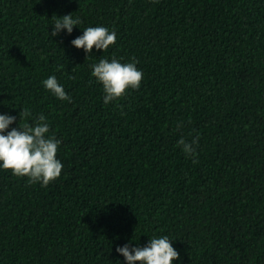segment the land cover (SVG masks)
I'll list each match as a JSON object with an SVG mask.
<instances>
[{
  "label": "trees",
  "instance_id": "obj_1",
  "mask_svg": "<svg viewBox=\"0 0 264 264\" xmlns=\"http://www.w3.org/2000/svg\"><path fill=\"white\" fill-rule=\"evenodd\" d=\"M95 25L115 43L71 45ZM101 55L140 87L105 104ZM0 112L44 114L63 164L47 185L0 169V264H124L116 246L154 234L174 264H264V0H0Z\"/></svg>",
  "mask_w": 264,
  "mask_h": 264
},
{
  "label": "clouds",
  "instance_id": "obj_2",
  "mask_svg": "<svg viewBox=\"0 0 264 264\" xmlns=\"http://www.w3.org/2000/svg\"><path fill=\"white\" fill-rule=\"evenodd\" d=\"M53 15L55 19L50 24L51 37L61 32L71 34L73 26L79 27L81 23L80 18L73 16L72 12ZM116 38L115 30L95 25L84 27L82 34L73 38L70 43L75 48H82L85 53H91L93 46L97 50H106L115 43ZM90 68L91 76L102 84L105 104L120 98L129 88H139L143 78V72L134 60L124 62L115 57L109 59L101 55L97 62L90 64ZM41 83L57 99L71 101L70 94L55 74L47 76ZM21 111L25 116L30 115L27 109ZM18 122L17 116L0 112V169H9L13 175L26 176L30 182L47 185L60 176L63 168L62 161L57 157L61 140L54 133H50L47 117L42 113L31 121L23 124ZM14 123L16 126H12ZM197 143L198 138L195 137L190 141L183 137L178 140L186 154H195ZM131 240L135 241L132 238ZM172 241L167 234H154L143 246L137 242L131 245L126 242L117 245L115 251L123 257L124 264H136L137 261L139 264H174L179 258V252L174 248Z\"/></svg>",
  "mask_w": 264,
  "mask_h": 264
}]
</instances>
